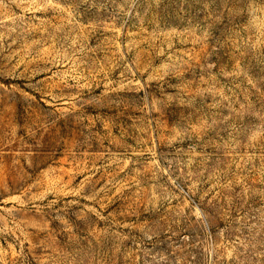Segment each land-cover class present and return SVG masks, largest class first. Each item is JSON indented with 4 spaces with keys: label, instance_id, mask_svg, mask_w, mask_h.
Masks as SVG:
<instances>
[{
    "label": "rangeland",
    "instance_id": "374dc122",
    "mask_svg": "<svg viewBox=\"0 0 264 264\" xmlns=\"http://www.w3.org/2000/svg\"><path fill=\"white\" fill-rule=\"evenodd\" d=\"M0 264H264V0H0Z\"/></svg>",
    "mask_w": 264,
    "mask_h": 264
}]
</instances>
